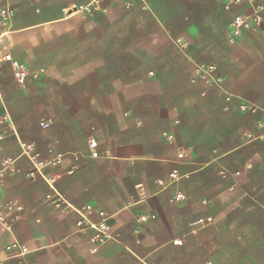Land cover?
<instances>
[{
    "label": "crops",
    "instance_id": "0c3cea01",
    "mask_svg": "<svg viewBox=\"0 0 264 264\" xmlns=\"http://www.w3.org/2000/svg\"><path fill=\"white\" fill-rule=\"evenodd\" d=\"M2 6L14 14L0 37V203L20 209L0 228V264H264V9L230 43L246 0ZM12 60L43 72L21 85ZM208 64L220 87L193 80ZM80 213L105 218L109 237L92 242ZM12 240L28 252L5 251Z\"/></svg>",
    "mask_w": 264,
    "mask_h": 264
},
{
    "label": "built area",
    "instance_id": "2783aa9c",
    "mask_svg": "<svg viewBox=\"0 0 264 264\" xmlns=\"http://www.w3.org/2000/svg\"><path fill=\"white\" fill-rule=\"evenodd\" d=\"M239 0H234V2H238ZM250 7L251 12L247 15H236L233 17L230 23V35H229V42L234 43V40L239 37L244 30L250 29L253 25L258 24L262 22V16L261 12L264 9V0H246ZM86 10H89L88 8H85ZM14 14L13 8L9 6H2L0 7V37L3 35V31L5 28H8L9 22ZM11 68L13 71V75L16 79V81L23 85L26 83V81L30 78L32 80H38L41 73L43 72V69H34L29 70L27 66L19 61L12 60L11 61ZM200 80L204 82L207 85H215V86H221L223 79L221 76L216 74V67L212 64L208 65H195L193 67V80ZM232 95L227 93L225 96V101H230L232 99ZM238 109L242 112H249V113H257L260 109L258 106L252 103L248 102H239L238 103ZM261 126H264V118L259 122ZM43 126H46L47 124H42ZM164 138L172 142L173 141V135L171 134H163ZM250 136V135H248ZM24 147L25 155L28 157V159L32 162L35 169L39 171V169L42 167L43 163L37 159V156L35 154H30L29 151L31 150V145L22 144ZM89 148L91 149V156H96V141L91 139L88 143ZM183 152L179 151L177 153L178 158H182ZM7 162L5 161L3 163L4 168H6ZM223 173V172H222ZM181 178V175L177 170H172L169 173V183L175 182ZM159 185L166 186L167 184L164 183L163 180H157ZM48 198H51V196H47ZM183 195L181 193H177L175 195V199H181ZM62 203V198L60 196H56V199L54 200V204L60 205ZM20 209V206L18 205H12V204H2L0 203V228L3 230H10V225L8 222V215L12 211H18ZM86 210L90 209V206L85 207ZM103 215V214H101ZM154 215L150 216H139L138 221H146L147 219H154ZM211 221V218H206L204 222ZM203 223V222H202ZM77 226L80 228L87 227L93 230L94 234L91 238L92 242H102L106 238H108V225L106 223L105 218L101 220L99 223H91L87 220V218L80 213V219L77 222ZM173 244H181V240L176 239L173 240ZM5 251L8 253H11L13 256H22L28 252V248L18 242L17 240H12L5 246Z\"/></svg>",
    "mask_w": 264,
    "mask_h": 264
}]
</instances>
